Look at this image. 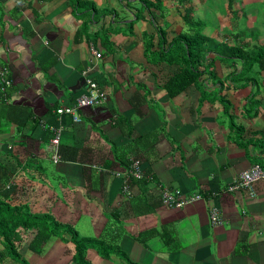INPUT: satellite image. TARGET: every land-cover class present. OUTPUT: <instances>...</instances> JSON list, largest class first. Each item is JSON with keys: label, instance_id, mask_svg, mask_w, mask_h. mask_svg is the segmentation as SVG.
<instances>
[{"label": "crops", "instance_id": "crops-1", "mask_svg": "<svg viewBox=\"0 0 264 264\" xmlns=\"http://www.w3.org/2000/svg\"><path fill=\"white\" fill-rule=\"evenodd\" d=\"M146 1L145 5L142 0H84L77 5L73 0H0V67L8 77V84L0 86V178L8 174L0 192H6L5 201L28 203L31 211L50 210L61 221L86 218L99 232L105 223L104 212L118 209L125 230L119 241L128 245L131 261L147 256V262L140 264H264V178L252 185V194L225 190L250 164L247 156L255 151L248 142L264 134V73L262 91L256 96L260 104L247 106L249 87L222 91L233 122L242 128L238 141L229 131L223 104L216 98L199 102L198 76L173 97L157 86L176 69L160 51L187 27L183 9L190 7L196 16L197 10L217 7L205 0ZM156 1L167 3L173 12L167 14L165 23L154 9ZM88 2L105 16L95 15L93 20ZM124 2H132V9L123 6ZM239 3L232 0L229 7L224 0L220 33L195 17L204 25L201 32L227 41L228 32L236 33L234 27L238 28L232 19L243 8ZM251 10L244 15L248 28L264 14L262 7ZM122 29L125 37L114 36ZM93 31L98 39L92 37ZM244 40L256 39L245 36ZM257 41L264 42V35ZM214 65L216 77L225 82L228 69L223 60L217 59ZM86 78L97 80L105 100L80 109L79 121L74 123L69 115H62L59 144L76 149L78 160L58 158L54 162L43 122L50 121L53 105L71 106L85 92ZM204 95L213 96L211 90ZM116 113L133 119L130 136L122 134ZM143 116L145 127L139 125ZM137 136H144L143 141L132 146ZM146 143L152 144L150 152L145 150ZM116 147L119 157L140 160L144 178H149L144 198H129L121 192L120 178L114 175L122 170L113 158ZM112 181L116 188L110 197L105 186ZM157 185L183 192L200 189L205 198L180 208L164 206L157 197L153 201ZM130 189L132 193L134 187ZM210 203L220 210L218 225L209 222ZM178 222H184L181 229L189 227L188 239H176L173 226ZM153 226L159 244L168 234L171 249L160 248L149 239L145 245L135 241L136 231ZM151 249L152 256L147 254ZM86 254L99 258L93 249Z\"/></svg>", "mask_w": 264, "mask_h": 264}, {"label": "trees", "instance_id": "trees-1", "mask_svg": "<svg viewBox=\"0 0 264 264\" xmlns=\"http://www.w3.org/2000/svg\"><path fill=\"white\" fill-rule=\"evenodd\" d=\"M73 1L78 5L80 1L84 0ZM178 1L180 2V0ZM231 1L227 0L229 7ZM142 2L145 5L147 4L146 0H142ZM89 5L90 9L88 10L92 14L91 18L93 20V16L95 15L98 17L105 16V13H97L92 3H89ZM155 5H158L157 1L153 4V6ZM182 19L187 27L184 31L174 35L168 41V45L164 48L165 50L160 51L167 56V63L175 64L176 69L171 72V75H169L165 82H159L157 86L165 91L169 97H173L181 92L188 84L195 82L194 79L198 76L197 79L200 80L199 85L197 84L200 88L199 102H202V100L217 99L220 104L222 103L224 114L228 118L229 131L234 132L237 140L241 141L240 130L242 128L233 122L232 116L229 113V103L224 98L222 91L230 88L236 90L249 87L250 92L247 95V106L252 107L258 103L260 104L259 98L256 96L258 94L257 90L263 87V78L261 76L264 73V42L260 43L257 39L253 41L244 40L245 37L240 27L235 30L236 33L228 35V37H232L231 43L225 40L218 41L213 37L204 35L200 31L201 23L193 19L191 8L188 6L183 9ZM91 34L93 38L98 39L95 31ZM161 44L163 47V40H161ZM217 59L223 60L225 68L228 69L225 82L216 77L217 72L214 61ZM94 81L98 84L96 79ZM0 86L3 85L0 83ZM209 90H211L212 97L204 95ZM128 102L133 104L130 99ZM133 107L136 110V106L133 105ZM57 108V105H53L52 111L49 113V118L51 117V119L47 123L48 126H55L58 116V113L55 112ZM82 108H79L77 113ZM68 117L71 120V116ZM114 117L121 124L120 129L122 134L130 136L132 134L131 124L133 119L130 117L126 118L121 114L119 115V113H116ZM65 123L70 124V121H65ZM45 130L46 132L48 131L51 137L52 132L49 128L47 127ZM142 138L144 136L133 137L132 146L138 145L139 142L143 141ZM248 143L251 144L255 151L252 155L247 156L249 163L257 164L264 170V134L259 135V139L256 142L250 140ZM50 144L52 146V154L54 152V145L51 142ZM145 145V150L150 149V152L152 144L150 143L148 145L146 143ZM116 150H118L117 147L113 149V158L122 165V170H119L122 172L127 169V165L132 158H125L124 155L119 157L118 155L120 153L116 152ZM57 152L61 160H78L75 154L76 149L73 150L72 146L69 147L65 144H59L57 146ZM108 161L110 162V160ZM109 162L107 163L109 164ZM0 169L3 170L2 168ZM7 176L8 174L5 172L2 174L0 184L6 180ZM122 178L120 188L125 184L128 192L127 194H123L130 195L129 198L135 196L140 198L145 197L147 192L145 183L149 180L148 178L141 177L135 179L126 172ZM133 187L134 190L131 193L130 188ZM156 196L157 194L154 193L153 201H156ZM5 197L6 192H0V264H29L24 254L20 251V248L25 244V250L27 252L40 255L43 252L44 244L54 236L60 237L64 242L63 244L68 243L71 246L69 249L67 246L66 250L64 249L62 256L64 257L63 260L66 261L62 264H95L86 254L88 249H93L96 255L108 264L111 255H115L124 264H140L131 261L128 257L130 254L129 251L124 247H120L121 243L119 239L125 234V230L122 227V219L118 215V209H112L107 213L104 212L105 223L96 238H84L78 235L72 226L73 224L61 222L50 210L42 212L31 211L28 203H24L23 205L10 203L9 201H5ZM155 236H158V231L154 226L138 230L134 233L135 241L140 245H145L149 238ZM162 238L164 241L162 243L163 247L165 249H171L168 234L165 233ZM237 252V249L233 251V253Z\"/></svg>", "mask_w": 264, "mask_h": 264}, {"label": "rangeland", "instance_id": "rangeland-1", "mask_svg": "<svg viewBox=\"0 0 264 264\" xmlns=\"http://www.w3.org/2000/svg\"><path fill=\"white\" fill-rule=\"evenodd\" d=\"M173 1H177V0H173ZM186 0H180V2H185ZM239 6L241 4H243V8H241L240 11H238V14H241L242 12L244 13V15L248 16V13H252L253 11L251 10V7H262V11H264V1H259V3L257 4L255 0H238ZM207 5H210L211 7L213 5H215L217 7V9H215V7H212V10H195V15H192L193 19L196 20L198 22V20L195 17H199V20L202 21V24L205 23L206 25H208V28L214 32H219L221 31L219 25V15H224L225 9L222 7L224 5V0H205L204 1ZM79 5H81V2H79ZM122 5L119 4V8ZM123 6H132V2H124ZM154 8L160 13V15L163 16V21L165 23V19L167 18V14L170 12H172L171 10H169V7L167 6V3H159L158 5H155ZM130 9H132V7H130ZM79 10L80 7H79ZM117 10V9H115ZM238 10V9H237ZM135 11V9L133 10V12ZM179 12V11H178ZM240 12V13H239ZM173 13V12H172ZM182 14V13H181ZM237 15V13H236ZM244 19V21L246 22V19L244 16L239 17L238 19H240L239 21V27L241 29V32L243 33V35H246L248 37H250L252 40L253 39H257L260 35H264V14L261 16V19L258 18V21L252 24V29L248 28L247 22L244 23L241 19ZM235 17L232 19V24L235 23ZM223 21H225V18L223 19ZM167 26V25H166ZM201 30H204V25H200ZM153 28V27H152ZM234 29L236 30L237 27H234ZM200 30V31H201ZM259 32V36L257 37V34L255 32ZM123 29L118 33V34H114V36H121L124 34ZM214 32L212 34H214ZM249 32H254L253 34H249ZM127 33L124 34V37L126 36ZM232 33H229L228 35H231ZM208 36V35H207ZM210 36V35H209ZM213 37V36H210ZM232 37H228L227 38V42L231 41ZM230 39V40H229ZM262 89L257 90V92H261ZM174 104V101H172ZM150 105V103H149ZM152 110H154V112L157 113V110L155 107L151 108ZM178 111L179 113L184 114V112H182L180 110V108L178 107ZM146 115L148 116V108L146 110ZM146 116H143L142 120H139V125H141L142 127L146 126ZM50 143V142H49ZM44 165V164H43ZM45 166V165H44ZM50 166L47 165V168H49ZM116 180V179H114ZM116 181H112L110 184L105 186V189H107V194H109L110 197H112L111 195L114 194V190L116 188L115 185ZM183 190V189H182ZM184 191V190H183ZM46 195V194H44ZM51 206V204L49 205ZM58 206V205H56ZM54 206L55 208L59 209L58 207ZM61 222H66L69 224H73V228L75 229V231L78 233V235L80 237H84V238H96L100 232L98 230H96L95 228H93V226L91 225L90 221L86 218L84 219H79L78 221H72L69 218L62 220ZM184 224V222H178L173 226V229L175 230V233H177L176 239L178 240V238L182 237V241L184 239H188L190 237V229H188L189 227L184 225L183 228L181 229L182 225ZM103 228V227H102ZM101 228V230H102ZM185 229V230H184ZM189 230V231H188ZM128 239H131L129 236ZM158 237H151L149 238L150 241H155V245L156 246H160V248H163V244H159ZM63 240L58 237V236H54L51 237L43 246V252L40 255H35L32 253H29L25 250V244L20 248V251L23 253L25 250V258L28 261L29 264H62L64 261L63 260L64 257L63 255V251L64 249L66 250V246H68V249L71 248L70 244H63ZM120 247H124L125 249L129 250L128 245H125L124 243H122V241H120ZM66 252V251H65ZM90 254V253H89ZM150 256L154 255V251L153 249L150 250V253H147ZM90 260L95 263V264H108L105 260L100 259V258H93L90 257ZM138 262H142V263H146L147 262V256L146 255H142L141 257H138L137 259H135V261ZM68 261V260H67ZM109 264H121V261L118 260V258H116L115 256L110 257L109 259Z\"/></svg>", "mask_w": 264, "mask_h": 264}, {"label": "built area", "instance_id": "built-area-1", "mask_svg": "<svg viewBox=\"0 0 264 264\" xmlns=\"http://www.w3.org/2000/svg\"><path fill=\"white\" fill-rule=\"evenodd\" d=\"M94 55L96 57L99 56V52L97 51H93ZM0 83L1 85H6L8 84V79L6 77V71L3 68H0ZM85 83H86V90L85 92L81 93L80 95H78L75 99L74 102L71 106H66V107H59L56 109V112L58 113L57 116V122L55 124V126H50L49 125V130L52 132V136L50 138V142L52 144H54V146H56L58 144L59 141V136L62 130V121H61V115L63 114H69L71 115V119L72 121H77L78 117L75 115V111L78 107H83V106H96L101 104L102 102H104L105 100V94L104 91L98 87V85L92 81L89 78L85 79ZM1 89V88H0ZM44 126H47V124H44ZM57 155L56 152L53 153L52 155V160L56 161ZM136 164L137 161H134L130 168L127 169L125 172L127 174H133L135 176H138V171L136 169ZM264 174L263 172L260 170V168L257 165H252L249 168H247L246 170L242 171L239 173L238 175V181L235 184L234 187L237 186H242L245 188H250V184L252 181H254L255 179L259 178V177H263ZM162 198H163V202L164 203H170L173 202V204L175 206H180L183 203L186 202H190L194 199L198 198V195L193 194L190 197L185 198L184 200H175V198L168 193H164L162 194ZM216 211L214 208L211 209L210 211V220L214 223L216 221Z\"/></svg>", "mask_w": 264, "mask_h": 264}, {"label": "clouds", "instance_id": "clouds-1", "mask_svg": "<svg viewBox=\"0 0 264 264\" xmlns=\"http://www.w3.org/2000/svg\"><path fill=\"white\" fill-rule=\"evenodd\" d=\"M238 14V13H237ZM239 15V17H241V16H244V13L242 12L241 14H238ZM239 17H235V22H237L238 23V27H239V21H240V19H238ZM245 17V16H244ZM244 23H246L247 22V20H246V22L244 21V19L242 18L241 19ZM249 29H252V28H249ZM229 30H231V29H228L227 31H229ZM237 30V29H236ZM226 31V32H227ZM229 33H232L231 31L230 32H228V34ZM255 33H257V32H255ZM233 34V33H232ZM253 34V33H252ZM244 37L246 36V35H243ZM217 40V39H216ZM226 41V40H225ZM231 41H232V38H231ZM0 68H2V67H0ZM7 77V76H6ZM8 78V77H7ZM89 79H91V78H89ZM92 81H94L93 79H91ZM95 82V81H94ZM96 83V82H95ZM97 84V83H96ZM98 85V84H97ZM99 87V86H98ZM103 103V102H102ZM83 107H90V106H83ZM59 108V107H58ZM79 108H82V107H78L77 109H76V111H75V115L78 117V114H77V111H78V109ZM56 112V111H55ZM64 115V114H63ZM67 115H69V114H67ZM69 116H71V115H69ZM72 120V119H71ZM77 121H79V117H78V120ZM57 122V121H56ZM74 122H76V121H74ZM48 123V122H47ZM44 124H46L45 122H43V126H44ZM56 124V123H55ZM45 128H49V126L47 125V126H44ZM62 131H63V125H62V130H61V133H62ZM61 133H60V135H61ZM51 138V137H50ZM59 139H60V136H59ZM50 141V140H49ZM54 145V144H53ZM59 145V141H58V144L56 145V146H54V152H56V155H57V158H56V160H58V158H59V154H58V152H57V146ZM53 152V153H54ZM53 153H52V155H53ZM51 159H52V157H51ZM53 161V160H52ZM134 161H137V164H136V169H137V171H138V176H135V175H133L132 173L131 174H128V175H131L133 178H135V179H139V178H141V177H145V172H144V170L142 169V167H141V163H140V161H139V159L138 158H132V159H130V162H129V164L127 165V169H129L130 168V166H131V164L134 162ZM55 162V161H54ZM252 165H257V164H249V166L248 167H246V169L247 168H249L250 166H252ZM259 168H260V170L263 172V174H264V170L259 166V165H257ZM127 169H125V170H123V172H119V171H117V172H115L114 173V175L115 176H117V177H119L120 178V181L123 179L122 178V176H124V173H125V171L127 170ZM246 169H244V170H246ZM244 170H242V171H244ZM242 171H240V172H242ZM239 172V173H240ZM239 173H237L236 174V176H234V178L232 179V181L226 186V188H225V190L227 191V192H232V191H239V190H245L247 193H249V194H252V192H251V188H252V185L256 182V181H258L259 179H263L264 178V176L263 177H259V178H257V179H255L254 181H252L251 182V184H250V188H245V187H240V186H237V187H234L235 186V184L237 183V181H238V175H239ZM149 179V178H148ZM120 190H121V192L122 193H128L127 192V190H126V185L124 184V186L122 187V188H120ZM156 193H157V200L159 201V203H161L162 205H164V206H169V207H174V208H180V207H183L184 205H188V204H192V203H195V202H197V201H200V200H203L205 197V195H204V193L203 192H201L200 191V189L199 190H195V191H191V192H183V191H181L180 189H178V188H174V187H170V186H161V185H157L156 186ZM164 193H168V194H171L174 198H175V200H184L185 198H187V197H190L191 195H193V194H196V195H198V198L197 199H194V200H192V201H190V202H186V203H183L182 205H180V206H175L174 204H173V202H170V203H164L163 202V198H162V194H164ZM212 208H214L215 209V211H216V221L213 223L211 220H210V211H211V209ZM207 215H208V219H209V222H210V224H212V225H218V224H220V222H221V216H220V210L218 209V207L217 206H215L214 204H212V203H210L209 204V206H208V208H207ZM120 218H121V215H120ZM122 219V218H121ZM123 225V224H122ZM101 232V231H100ZM129 251V250H128Z\"/></svg>", "mask_w": 264, "mask_h": 264}]
</instances>
